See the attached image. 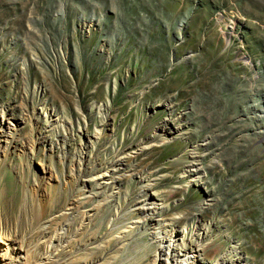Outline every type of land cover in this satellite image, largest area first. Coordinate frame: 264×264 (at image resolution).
Listing matches in <instances>:
<instances>
[{
  "label": "rangeland",
  "instance_id": "374dc122",
  "mask_svg": "<svg viewBox=\"0 0 264 264\" xmlns=\"http://www.w3.org/2000/svg\"><path fill=\"white\" fill-rule=\"evenodd\" d=\"M0 126L13 264H264V0H0Z\"/></svg>",
  "mask_w": 264,
  "mask_h": 264
},
{
  "label": "bare ground",
  "instance_id": "6f19581e",
  "mask_svg": "<svg viewBox=\"0 0 264 264\" xmlns=\"http://www.w3.org/2000/svg\"><path fill=\"white\" fill-rule=\"evenodd\" d=\"M0 129H1V126H0ZM13 138V137H12ZM12 138H9V144H13L14 141L12 140ZM8 143V142H7ZM6 158V155H4V157L2 158V160L0 161V171L3 167V163H4V160ZM27 190V189H26ZM36 191L37 189H33V197H32V201H33V204H34V194H36ZM22 193V192H21ZM32 193V192H31ZM23 206V205H22ZM46 206V205H45ZM36 209L37 206H35ZM40 207V206H39ZM41 208V207H40ZM46 208V207H45ZM41 210V209H40ZM36 211V210H35ZM38 216H41V215H38ZM18 217V216H17ZM38 219V218H37ZM2 220V219H1ZM8 223V222H7ZM16 223V222H15ZM1 228H0V241L2 240L3 242H6L9 240V243L7 244H0V248H1V255H0V264H13L14 261H17L19 260L18 258H20L21 254H20V251H15L13 250V247H9L13 244H15L17 242V240L19 241H23V234L21 231H11L7 226L6 224L4 223H1ZM20 242V243H21ZM22 247V246H21ZM21 250V249H20ZM12 252H14V255H12ZM58 259V258H57ZM60 259H63L60 257ZM38 261H41L42 259H40V257L38 256L37 258ZM56 260V258H55ZM13 261V262H12ZM58 261V260H57ZM54 262V261H53ZM60 261H58L59 263ZM18 264H25V260H23V262L19 263ZM52 264H55L52 263Z\"/></svg>",
  "mask_w": 264,
  "mask_h": 264
}]
</instances>
